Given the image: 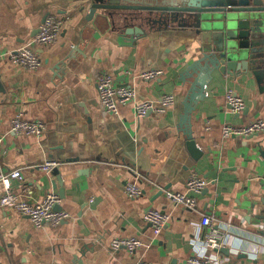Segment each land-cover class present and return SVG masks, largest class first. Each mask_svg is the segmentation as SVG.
I'll list each match as a JSON object with an SVG mask.
<instances>
[{
	"label": "crops",
	"instance_id": "obj_1",
	"mask_svg": "<svg viewBox=\"0 0 264 264\" xmlns=\"http://www.w3.org/2000/svg\"><path fill=\"white\" fill-rule=\"evenodd\" d=\"M51 15L62 25L52 43L36 46L41 66L13 62L8 52L30 44ZM136 26L141 29L128 32L111 19L90 17L87 0H0V175L20 169L23 178L12 179V190L32 202L54 191L61 198L56 208L70 213L60 224L37 226L1 207L0 264H187L192 255L264 264V131L223 135L225 124L264 120V61L257 72H214L192 115L204 151L196 159L181 118L192 82L209 66L199 34L181 20L154 27L134 20L128 27ZM153 68L163 73L140 76ZM104 73L133 86L138 100L172 93L176 102L141 118L134 102L111 113L99 99ZM230 90L245 100L241 112L228 102ZM18 114L42 120L45 133L13 132ZM49 159L61 162L57 172L40 168ZM193 175L208 180L197 205L175 204L167 191H186ZM135 179L143 191L131 197L126 185ZM5 192L0 180V197ZM149 208L172 216L158 235L145 218ZM205 215L212 226L201 223ZM212 227L223 234L219 248L204 243ZM133 236L143 242L133 253L110 246Z\"/></svg>",
	"mask_w": 264,
	"mask_h": 264
},
{
	"label": "built area",
	"instance_id": "obj_2",
	"mask_svg": "<svg viewBox=\"0 0 264 264\" xmlns=\"http://www.w3.org/2000/svg\"><path fill=\"white\" fill-rule=\"evenodd\" d=\"M62 20L57 16H49L44 23L41 24L39 32L35 39L28 45L20 47L16 50L8 52L13 62L24 65L31 69H36L41 66L42 59L35 49L37 45H47L52 43L60 33ZM163 71L161 69H148L143 71L140 76L144 79L159 77ZM99 99L104 108L114 114H118L120 107L134 102L136 115L141 118L151 112L165 113L172 107L176 98L172 93H164L158 100H138L137 92L133 86L127 84H119L115 81L113 75L109 73L101 74L97 80ZM227 100L232 105L233 111L241 112L246 107L243 97L230 90L227 94ZM11 130L15 133H26L41 137L46 130V125L42 120H30L23 118L21 114L16 115L11 121ZM264 131V120L259 119L246 125L235 126L225 124L223 126V135L225 137L232 136H247ZM61 162L57 159H49L40 164V168L45 171H51L56 168ZM13 178H23V173L20 169H14L8 173H1L0 180L3 182L6 192L0 197V208L10 207L22 214L31 218L37 226L50 224H60L68 219L70 213L66 210L56 208L61 201L58 193L49 192L42 200L29 201L22 193L12 190L11 181ZM208 185V180L199 176L193 175L187 181V190L167 191V197L175 204H186L190 207L197 205V194ZM142 188L138 180L130 181L126 185V192L131 197H138L142 194ZM145 218L149 221L156 235L160 234L163 228L170 221L172 216L160 209L149 208L145 213ZM203 225L212 226L213 221L210 215H205L202 218ZM261 229L264 231V218L261 223ZM223 234L219 229H214L208 234L204 243L212 248H219L222 245ZM143 245L141 239L137 237L114 238L111 241V248L118 249L121 247L127 248L131 253ZM136 264H151L148 260L138 259ZM187 264H219L214 259L203 257L200 255H192L187 259Z\"/></svg>",
	"mask_w": 264,
	"mask_h": 264
},
{
	"label": "water",
	"instance_id": "obj_3",
	"mask_svg": "<svg viewBox=\"0 0 264 264\" xmlns=\"http://www.w3.org/2000/svg\"><path fill=\"white\" fill-rule=\"evenodd\" d=\"M87 3L90 17L111 19L121 28L126 26L128 32L141 29L128 27L134 20L150 23L151 27L155 23L181 20L195 27L209 66L206 74L192 82L181 122L186 126L190 152L200 159L204 151L191 128L196 104L205 97L215 71L229 75L257 72L264 61V0H87ZM57 171L58 168L53 169ZM226 252L229 253L227 249Z\"/></svg>",
	"mask_w": 264,
	"mask_h": 264
}]
</instances>
